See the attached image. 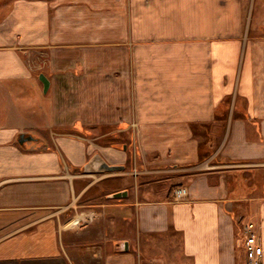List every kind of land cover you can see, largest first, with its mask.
<instances>
[{"label": "crops", "instance_id": "0c3cea01", "mask_svg": "<svg viewBox=\"0 0 264 264\" xmlns=\"http://www.w3.org/2000/svg\"><path fill=\"white\" fill-rule=\"evenodd\" d=\"M252 4L0 0V264H245L247 222L264 264V195L252 194L264 170V13ZM88 123L134 126L132 150L95 152L122 175L130 154L169 187L112 188L128 198L67 216L87 187L76 183L96 174L81 170L96 145L31 131ZM94 206L133 227L107 246L92 236L76 260Z\"/></svg>", "mask_w": 264, "mask_h": 264}, {"label": "rangeland", "instance_id": "374dc122", "mask_svg": "<svg viewBox=\"0 0 264 264\" xmlns=\"http://www.w3.org/2000/svg\"><path fill=\"white\" fill-rule=\"evenodd\" d=\"M252 1V0H251ZM251 3V2H250ZM250 5V4H249ZM252 7L254 9V14L261 10L264 13V0H253ZM36 55V54H35ZM30 64H32L30 62ZM135 127H121L114 125L113 127L108 124L94 125V124H86L80 127L78 126H61V127H41V128H33L31 133L34 135H41L46 138H50V135L54 132L56 133H66L71 135H78L83 137L84 140L88 143H92L94 146V152L98 151L97 146H105V145H114L121 149H124L129 152L133 149V142L135 141ZM211 130V129H210ZM50 142V139H49ZM48 145V144H47ZM128 155V154H127ZM139 160L133 159L129 154L126 161V169L132 170L129 174L120 173V171H111L104 173H96L86 175L82 178V181L77 182V187L85 186L87 187L78 195L76 198V206L73 208H66L67 216L73 215L74 211L78 210L84 211L88 210L91 207V203H95L98 201H108L114 199L113 197L108 196L110 194V189L112 188H121L125 187L131 191L130 194L134 193V187L138 190V194L140 195L142 187H145L150 190H159L162 189L165 191L167 186L170 184V179L164 173H139L137 170L139 169ZM168 179H167V178ZM255 183H257L258 187L253 191V195L261 197L264 195V170L261 168L259 170V174L254 178ZM169 187V186H168ZM148 194V193H147ZM121 199H127L128 196L119 197ZM95 211H100V214L95 215L91 221H87L88 225L83 227V233L80 234V238L76 239L73 243L72 248H74V259L78 260V257L75 253H79V246H83L86 243L91 242V237L94 236L97 243L103 244L107 246L112 242L113 239L118 237V232H121L124 229H130L133 227L132 222L118 223L115 218L111 215V213L102 210L99 207H93ZM92 233V234H91ZM133 243V242H132ZM130 246H133L131 244ZM107 250H110L107 247ZM243 252V251H242ZM80 254V253H79Z\"/></svg>", "mask_w": 264, "mask_h": 264}, {"label": "water", "instance_id": "95a60500", "mask_svg": "<svg viewBox=\"0 0 264 264\" xmlns=\"http://www.w3.org/2000/svg\"><path fill=\"white\" fill-rule=\"evenodd\" d=\"M39 79L42 82L43 85V91L45 92L47 87H48V81L47 78L40 73L39 74ZM31 137L25 136L22 133H19L18 136V142H22L24 140L30 139ZM89 158L86 160V162L82 165V169L86 173H104V172H109V171H114V170H119L122 169L123 165L122 164H110L105 161V159L100 156L98 152H94L93 154L88 156ZM127 190L126 189H120L111 192L108 194V196L113 197V198H118V197H124L126 196ZM127 242L123 241V245L121 246L122 249L127 248Z\"/></svg>", "mask_w": 264, "mask_h": 264}, {"label": "built area", "instance_id": "2783aa9c", "mask_svg": "<svg viewBox=\"0 0 264 264\" xmlns=\"http://www.w3.org/2000/svg\"><path fill=\"white\" fill-rule=\"evenodd\" d=\"M184 187H177L172 192L175 198H181L185 194ZM253 222H247L244 224V259L245 264H262V246L257 241L256 233L253 231Z\"/></svg>", "mask_w": 264, "mask_h": 264}]
</instances>
